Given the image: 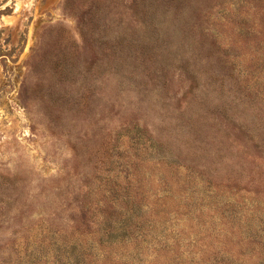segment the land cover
Returning <instances> with one entry per match:
<instances>
[{"label": "rangeland", "instance_id": "374dc122", "mask_svg": "<svg viewBox=\"0 0 264 264\" xmlns=\"http://www.w3.org/2000/svg\"><path fill=\"white\" fill-rule=\"evenodd\" d=\"M0 264H264V0H0Z\"/></svg>", "mask_w": 264, "mask_h": 264}]
</instances>
